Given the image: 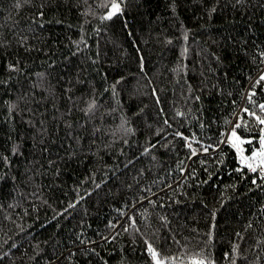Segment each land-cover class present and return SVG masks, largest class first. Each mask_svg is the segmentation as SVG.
Segmentation results:
<instances>
[{"label":"trees","instance_id":"1","mask_svg":"<svg viewBox=\"0 0 264 264\" xmlns=\"http://www.w3.org/2000/svg\"><path fill=\"white\" fill-rule=\"evenodd\" d=\"M116 2L0 0V264H264V0Z\"/></svg>","mask_w":264,"mask_h":264},{"label":"snow or ice","instance_id":"2","mask_svg":"<svg viewBox=\"0 0 264 264\" xmlns=\"http://www.w3.org/2000/svg\"><path fill=\"white\" fill-rule=\"evenodd\" d=\"M121 7L120 3L116 2V0H112L111 3V10L108 12V14L103 17V19L111 20L113 16L121 13ZM260 81H264V75H261L257 83L259 84ZM261 111H264V104H261L260 106ZM249 115L253 116L255 120L260 124L264 125V118H261L260 116L256 115L254 112H248V109L244 110ZM242 127L240 123L235 124L233 130L231 131L230 135L228 136L227 142L231 144L233 148L236 149V151L240 154L241 162L245 164V166L251 170L252 172L257 171V167L253 165V163L249 161H255L259 160V169L262 174H264V135H261L259 138V149L251 154L250 157L244 156V149L242 148L243 144H249L251 145L253 141L251 139H242L240 135H238L236 129ZM261 132L264 133V128L261 129ZM190 146V145H189ZM207 151V149H205ZM195 154V153H193ZM148 251L151 253L153 260L155 261V264H163V261L158 259V253L155 251V249L152 248L151 245L148 247ZM194 264H212V262L207 261L205 259H199L194 261Z\"/></svg>","mask_w":264,"mask_h":264},{"label":"built area","instance_id":"3","mask_svg":"<svg viewBox=\"0 0 264 264\" xmlns=\"http://www.w3.org/2000/svg\"><path fill=\"white\" fill-rule=\"evenodd\" d=\"M259 161V160H258ZM256 164H259V162H257ZM256 164H254V166H256ZM257 170H260L259 167H257Z\"/></svg>","mask_w":264,"mask_h":264},{"label":"rangeland","instance_id":"4","mask_svg":"<svg viewBox=\"0 0 264 264\" xmlns=\"http://www.w3.org/2000/svg\"><path fill=\"white\" fill-rule=\"evenodd\" d=\"M230 135V133L228 134V136ZM228 136H227V138L226 139H228Z\"/></svg>","mask_w":264,"mask_h":264}]
</instances>
